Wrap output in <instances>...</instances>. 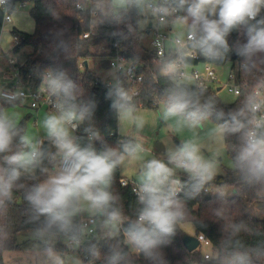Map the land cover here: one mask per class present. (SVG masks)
<instances>
[{
    "label": "clouds",
    "instance_id": "1",
    "mask_svg": "<svg viewBox=\"0 0 264 264\" xmlns=\"http://www.w3.org/2000/svg\"><path fill=\"white\" fill-rule=\"evenodd\" d=\"M73 7L92 31L125 24L135 12L128 35L144 33L149 24L159 33L152 41L153 79L163 84L155 102L164 152L155 154L153 142L148 146L150 125L138 114L141 88L132 80L139 56L118 58L108 73L105 98L120 128L131 126L114 146L95 125V98L85 96L62 67L39 73V92L49 107L38 127L18 110L29 102L22 85H0V251L12 237L9 211L22 194L24 222L33 225L26 237L30 247L15 256L22 264H138L141 256L148 264H168L163 249L178 229L205 226L193 217L189 200L209 190L222 201L234 190L264 199V0H74ZM0 9L20 11L10 0H0ZM233 32L243 42L230 43ZM52 35L66 51V30ZM232 54L250 86L241 85L239 102L227 104L209 91L192 61L201 56L230 66ZM129 165L137 169L130 212L115 188L117 171ZM225 168L235 186L215 183ZM213 215L223 222L222 236L201 264H264V227L233 217L225 207ZM58 242L67 250L58 249ZM81 249L87 261L76 255Z\"/></svg>",
    "mask_w": 264,
    "mask_h": 264
},
{
    "label": "trees",
    "instance_id": "2",
    "mask_svg": "<svg viewBox=\"0 0 264 264\" xmlns=\"http://www.w3.org/2000/svg\"><path fill=\"white\" fill-rule=\"evenodd\" d=\"M21 3L31 6L30 15L34 20L35 28L32 33L13 28L11 31L12 35L19 38L13 50L18 53L26 46L31 47L30 53L26 55L23 69L27 71L25 81L32 89L40 86L39 73L50 67H62L77 83L85 96L95 98L97 105L94 111L95 125L101 131L103 141L114 146L120 138L119 123L115 113L110 108V101L105 98L107 91L106 82L98 73L90 69V62H94L99 67L108 70V59L119 50L128 59L140 57L139 73L143 75L144 80L139 86L141 94L138 97V107L157 108L155 98L163 95V84L153 79L156 66L155 54L145 44V40L150 35L147 34V28L144 33L128 35L127 23H131L135 27L137 19L135 12L131 13L127 23L120 25L104 24L97 31H93L94 35L87 39H82L83 33L91 29L79 21L73 7L74 0H10V4L14 7ZM49 7L55 9V15L48 11ZM3 15L4 10L0 9L1 32L3 29ZM57 29L66 30V35L70 37V44L66 51L58 47L53 39L52 32ZM237 39L243 42L244 38L233 32L229 37V42L232 43ZM230 61L233 66L239 63V58L237 57L233 60L230 56ZM85 62H87V65H85ZM198 62H204V58L199 56V60L193 63ZM81 64H83V68L80 67ZM0 85H3L1 78ZM215 96L222 103H226L218 95ZM238 102L239 98L227 104ZM83 127L82 125L78 132L79 135H83ZM101 146V142L97 141V149H100ZM122 178L118 170L115 178V188L122 197L126 211L130 212L131 207L135 203L136 195L130 186L123 187L120 184V179ZM181 178L186 179V176L182 175ZM215 183L217 185L225 184L230 187L236 185L234 177L228 170L226 174L219 175ZM210 191L202 192L196 198L189 200L188 207L191 209L193 217L203 221L205 225H198L194 229V233L196 235H205L211 241L212 246L221 238L223 229V222L213 215V210L216 208L225 207L233 217L264 227V219L255 217L251 211V208L256 203H264V199L258 198L254 192L241 190L240 192H244L245 198L235 194L234 196L226 197L222 201L218 195H211ZM20 195L21 197L17 196L16 203L12 205L9 211V222L13 226L12 237L6 242L5 250L0 251V264H5V252L19 248V234L29 231L33 227V225L24 222L25 218L22 214L24 203L22 194ZM183 234L185 232L181 227L172 239L171 244L163 249L165 259L168 264H201L202 248L199 247L197 250L188 251L182 241ZM56 247L65 249L62 242L57 243ZM79 253L83 256V260L87 261L88 255L86 252L81 249ZM101 254L102 256L106 255V248H101ZM138 264H148V261L141 256Z\"/></svg>",
    "mask_w": 264,
    "mask_h": 264
},
{
    "label": "rangeland",
    "instance_id": "3",
    "mask_svg": "<svg viewBox=\"0 0 264 264\" xmlns=\"http://www.w3.org/2000/svg\"><path fill=\"white\" fill-rule=\"evenodd\" d=\"M16 6H19L20 11L15 13V14L11 13L13 21L11 23H7L4 25L2 32H1V44H2V48L4 50V53L8 54L9 57L15 58L16 62L19 65H24L25 61H26L25 60L26 55L28 53H30L31 47L26 46V47L22 48L18 53L14 52L13 48L15 46V40H14V36L12 35L11 31L13 28H16V29L23 31V32L32 33L34 31L35 24H34V20H33L32 16L30 15L31 6L29 4H26L24 6H21V4H18ZM22 13H27V19L24 18ZM145 44L149 48L151 47L150 37H148L145 40ZM205 66L208 67V66H212V65L206 64ZM213 66L216 69H218L219 72L222 73V76H224V79H225L227 74H228V71L231 68V63H230V66L227 64H225L223 66L213 64ZM6 68H7V62L2 57L0 59V76L3 79H4L3 73L6 71ZM199 68L202 69L203 68L202 65ZM90 69L93 70L94 72L98 73L99 76L103 80H105V78H106L105 77L106 76V70L105 69L99 67V65L95 64L94 62H90ZM3 81H2V83L4 84ZM218 96L222 99V101H224L226 103H232L236 100V98L233 95L227 93L226 91L219 92ZM18 110L24 116V120L28 123V125L30 127H38L36 122L39 119L40 114L38 116H36L37 110L31 109L27 104H24ZM40 111H41V115L45 112L44 109H42ZM158 112H159L158 108L139 107V113L138 114L142 115L148 121V124L150 125V131H148V133L146 134V142L148 143V146L151 148L152 142H153L154 153L157 155H160L164 152V145L160 142V138L164 135V133H163L162 129L156 128V125L158 122L157 121ZM130 127H131L130 125H125L121 129L120 125H119V133L121 134V131L122 132L129 131ZM154 131H156V132L153 133ZM173 139H174V142L178 143V138H173ZM226 172H227V168L224 169V172L222 175L226 174ZM136 174H137V169L135 166H132V165H129L128 167L122 169L120 172L121 177L128 179V180H131L133 182H135L134 178H135ZM210 193H211V195H218V194L214 193L213 191H210ZM235 194H237V193L233 191V193L227 197L234 196ZM238 195L245 198L244 192L243 193L239 192ZM251 211L255 217H257L259 219H264V203H256L251 208ZM182 229L184 230L185 234H193L194 233L193 232L194 229H193L191 224L183 225ZM28 232L29 231L22 232L19 234V236H18L19 248L15 249V250L7 251L4 253L5 264H22V257H20V256L15 257V256L17 255V253H23L26 249H28L30 247L31 241L26 238ZM61 250H67V249L65 248V249H61ZM202 250L204 252H210L211 251L210 248H206V249H202ZM76 255L80 256V258L83 259V256L79 253V251L76 253Z\"/></svg>",
    "mask_w": 264,
    "mask_h": 264
},
{
    "label": "built area",
    "instance_id": "4",
    "mask_svg": "<svg viewBox=\"0 0 264 264\" xmlns=\"http://www.w3.org/2000/svg\"><path fill=\"white\" fill-rule=\"evenodd\" d=\"M26 5L25 3H21V6ZM3 10V9H2ZM79 19V18H78ZM12 20V15L11 12H5L4 11V15H3V23H2V27H4L5 24L7 23H11ZM79 21L81 23H83L80 19ZM165 35L167 34L166 32L164 33ZM92 35H94L92 30H89L85 33H83L82 35V39H87L89 37H91ZM150 49L154 52L155 54V62L157 60V54H156V49L152 47V41L155 38L156 35H159V33L155 32L153 30V28L151 27L150 30ZM15 40V44L19 41L18 37H14ZM4 58L7 62V68H6V72H8V74L10 75V85L8 88H15L18 84L22 85V87L24 88L25 92L28 94L29 96V102L28 104L30 105L31 108L33 109H38L41 107H45L48 109V104H47V98L46 96L44 97L40 92H39V87L36 89H32L25 81V75L27 73V71H25L23 69L24 65H19L15 58L13 57H9L8 54L4 53V50L2 48V44H1V31H0V59ZM118 58H122L125 60H130L128 59L125 55H123L119 50H117V52L115 53L114 56L110 57L109 60V71L111 70L112 64L115 60H117ZM199 60V56L197 58H195L193 60L194 61H198ZM193 69L194 71L198 72L200 75V78L203 80V82L205 83V86L209 89L210 92L214 93L215 95H218L219 92L221 91H226L227 93L233 95L236 99L239 98V91H240V87L241 85L243 86H250L249 82L242 77V74L240 73L239 69H238V63L236 65H231L230 70L228 71V74L226 76V78L224 79V76H222V73L218 71V69H216L213 64H210L212 66H205L206 62H198V63H193ZM202 65V69H200L199 67ZM81 68H83V64L80 65ZM139 69H140V65L137 67L136 72H135V76L133 77L132 80V86L133 87H139L144 80L143 75H141L139 73ZM110 79V77H106L105 78V82H107ZM120 184L123 187H128L130 186L132 188L133 191V187H134V182L125 178L120 179ZM134 192V191H133ZM198 240H199V247H201L202 249H206V248H210L212 247L211 241L205 237V235L203 234H199L196 235ZM204 253H208V252H204Z\"/></svg>",
    "mask_w": 264,
    "mask_h": 264
},
{
    "label": "water",
    "instance_id": "5",
    "mask_svg": "<svg viewBox=\"0 0 264 264\" xmlns=\"http://www.w3.org/2000/svg\"><path fill=\"white\" fill-rule=\"evenodd\" d=\"M151 27H152V25L149 24V26L147 28V34H150ZM236 58H237V56L235 54L231 55V59L235 60ZM85 65H87V62H85ZM182 241H183V244L185 245V247L190 252L197 250L199 248V245H200L196 234H183Z\"/></svg>",
    "mask_w": 264,
    "mask_h": 264
},
{
    "label": "crops",
    "instance_id": "6",
    "mask_svg": "<svg viewBox=\"0 0 264 264\" xmlns=\"http://www.w3.org/2000/svg\"><path fill=\"white\" fill-rule=\"evenodd\" d=\"M148 28V27H147ZM108 73H109V69L108 70H106V76L105 77H108ZM99 75V74H98ZM3 76H4V79L3 78H1V76H0V78H1V81H3L4 82V84L2 85V86H6V87H9V85H10V75L8 74V72H4L3 73ZM29 107H30V105L28 104V103H26ZM31 108V107H30ZM31 109H33V108H31ZM42 109H44L45 111H47L48 109L47 108H45V107H41V108H38V109H33V110H37V112H36V116H38L39 114L41 115V111L40 110H42ZM120 134V133H119ZM234 192H235V190H234ZM194 232V231H193ZM193 234H195V233H193Z\"/></svg>",
    "mask_w": 264,
    "mask_h": 264
}]
</instances>
